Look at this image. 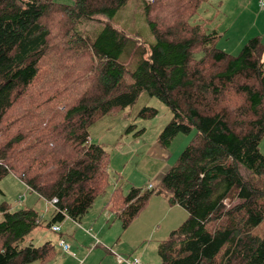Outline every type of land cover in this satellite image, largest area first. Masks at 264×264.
Masks as SVG:
<instances>
[{"label":"trees","instance_id":"1","mask_svg":"<svg viewBox=\"0 0 264 264\" xmlns=\"http://www.w3.org/2000/svg\"><path fill=\"white\" fill-rule=\"evenodd\" d=\"M127 1L0 0V181L12 174L47 201L49 228L79 220L110 186L109 154L90 141L89 129L146 92L172 114L161 147L194 135L156 189L124 195L117 186L105 207L124 226L153 195L183 208L186 220L158 246L162 264H264V235L253 234L264 221L262 36L232 55L199 18L209 0H141L155 43L142 48L148 55L127 83L118 58L135 42L110 22ZM101 17L95 38L77 32ZM156 114L146 107L138 116ZM0 214V264L54 259L50 241L22 245L41 224L37 211L11 212L2 203Z\"/></svg>","mask_w":264,"mask_h":264},{"label":"rangeland","instance_id":"2","mask_svg":"<svg viewBox=\"0 0 264 264\" xmlns=\"http://www.w3.org/2000/svg\"><path fill=\"white\" fill-rule=\"evenodd\" d=\"M54 1L73 5L75 0ZM220 1L221 4L217 0L205 2L206 5L201 6L199 16L204 21L208 19H216L215 23L225 21V35L220 38V46L227 44L231 46L238 39H242L244 44L256 35L261 36L264 20L250 26L243 18L247 14L256 19L264 12V9H260L258 0ZM105 20L107 18L101 17L99 21H82L77 26V32L95 38L104 27ZM110 22L135 42H131L118 58L129 71L125 81L130 83L132 81L130 72L135 71L140 58H146L148 55L142 56L140 51L142 48L148 50L155 43L145 20L143 2L128 0L111 17ZM134 44L136 49H131ZM243 44L234 52L228 53L236 55ZM146 107L154 108L157 114L153 118L139 117V112ZM171 119L172 114L166 105L142 92L132 106L100 118L89 129L91 142L101 146L109 154L110 186L107 194L98 197L79 220L65 219L57 223L60 232H52L46 225L52 209L49 207L51 211H45L47 206L44 205L45 202L30 194L29 203L26 198L29 193L21 184V180H16L12 174L4 177L0 181V205L5 203L11 212L32 205L41 220V224L33 229L22 245L39 246L47 241L52 242L55 257L44 264H127V261L133 260H139L141 264H162L158 246L186 220L187 212L179 206H170L165 195H153L138 216L129 225L124 226L121 217L105 205L117 186L121 187L124 195L131 187L147 189L151 184L152 188H157L161 177L177 161L194 135V131L190 134H179L170 142L168 148L161 147L158 143L159 135ZM259 151L264 155V137L260 142ZM240 172L244 178L249 177V171L245 167L240 166ZM155 200L160 202L156 207L162 204L164 209L152 219L149 213ZM35 201L38 203L34 204ZM176 213L178 216L174 217ZM253 234L259 237L264 235V221L254 229ZM59 239L69 242L73 258L60 249ZM30 264L39 263L36 261Z\"/></svg>","mask_w":264,"mask_h":264},{"label":"crops","instance_id":"3","mask_svg":"<svg viewBox=\"0 0 264 264\" xmlns=\"http://www.w3.org/2000/svg\"><path fill=\"white\" fill-rule=\"evenodd\" d=\"M220 4H221V2L222 1H220V0H217ZM224 1H227V0H223V2ZM253 1H255V0H253ZM259 3V2H258ZM261 9V8H260ZM262 10V9H261ZM217 17H218V14H217ZM209 18H211V17H209ZM244 20L248 23L249 22V24H250V26H252V24H256L257 23V21L259 22L260 20H264V12L263 13H260V15L258 16V17H256V19H253V17H251L250 15H245L244 17ZM255 18V17H254ZM253 20V21H252ZM215 21H216V19H214V20H206L205 21V23H206V25L207 26H209V27H212V29H215L216 31H218V33L220 34V36L221 37H223L224 35H225V29H224V26H225V21L224 22H219V23H215ZM213 23H215V25L213 24ZM250 26H248V28H251ZM260 35V34H259ZM261 36H262V38H263V41H264V29H262L261 28ZM220 37V38H221ZM243 44V40L242 39H238L237 41L235 40V42L233 43V44H231V46H229L228 44L227 45H224L223 47L222 46H220V39H219V41H218V43H217V46L218 47H220L221 49H223V50H225L226 52H234V50H237L241 45ZM90 141H92L91 139H90ZM239 170H240V167H239ZM17 180V179H16ZM21 184L22 185H24L26 188H27V186L25 185V184H23L22 182H21ZM152 188V185L151 184H149V186H148V188L149 189H151ZM27 190V192L29 193V196H27L26 195V198L29 200V203H31V198H29V197H31V195H33L34 197H36V198H39L40 199V197L39 196H37L35 193H33V192H31L30 190H29V188H27L26 189ZM31 194V195H30ZM41 201H43V202H45L44 203V205L46 204L47 206L45 207V211H47V212H50L51 211V205H49L48 203H47V201H44V200H42V199H40ZM38 202H39V200H37ZM38 202H36L35 201V203L34 204H36V203H38ZM166 202H167V200H166ZM156 203V204H155ZM157 203H160L158 200H155L154 202H153V204H152V208H151V211H150V218H156L157 216H156V214L157 213H160L163 209H164V205H162L161 204V206H159V207H156V205H157ZM51 209H50V208ZM175 207H177V206H175ZM24 208H26V209H33L34 207L31 205L30 207H24ZM35 210V209H34ZM41 213H42V211H41ZM52 213V212H51ZM43 214H41L40 215V217L42 216ZM176 216H178V213H176V214H174V217H176ZM42 218V217H41ZM51 229V228H50ZM33 231V230H32ZM31 231V232H32ZM51 231L52 232H54L52 229H51ZM58 232H60V228H59V231ZM60 240H63L66 244H68V246H69V248L71 249V247H70V244H69V242H67V241H65L64 239H59V241ZM58 241V242H59ZM58 246H59V244H58ZM60 247V246H59ZM60 249H62L61 247H60ZM63 251V250H62ZM63 253L64 254H66L67 256H69L66 252H64L63 251ZM71 257V256H70ZM76 257V254H75V256H74V258ZM71 258H73V257H71Z\"/></svg>","mask_w":264,"mask_h":264},{"label":"built area","instance_id":"4","mask_svg":"<svg viewBox=\"0 0 264 264\" xmlns=\"http://www.w3.org/2000/svg\"><path fill=\"white\" fill-rule=\"evenodd\" d=\"M258 2H259V6H260V8L263 10V9H264V0H258ZM150 188H151V187H150ZM52 202L54 203V202H56V200L54 199ZM51 229H52L54 232H58V231H59V226H56V225H55V226H52ZM58 244H59V246L62 248V250H63L64 252H66V253L69 254L70 256H73V255H74L73 252L70 251V248H69L68 244H66L63 240H60V241L58 242ZM127 264H141V263H140L139 260H133V261H131V262L127 261Z\"/></svg>","mask_w":264,"mask_h":264}]
</instances>
